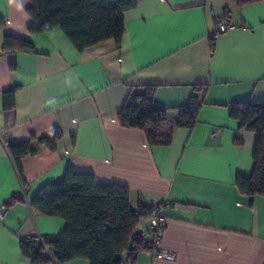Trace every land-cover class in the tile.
Segmentation results:
<instances>
[{"label":"crops","instance_id":"1","mask_svg":"<svg viewBox=\"0 0 264 264\" xmlns=\"http://www.w3.org/2000/svg\"><path fill=\"white\" fill-rule=\"evenodd\" d=\"M28 6L0 0V264H32L20 241L64 229L62 218L30 200L67 168L127 187L133 207L165 202L156 248L173 258L145 251L125 264H264V197L242 194L235 183L251 172L256 134L230 116L232 104L264 99V1L136 0L124 12L119 47L106 40L82 51L58 28L31 34ZM219 19L233 27L211 39ZM6 32L34 50L2 52ZM144 85L154 86L152 104L168 110L170 123L192 96L200 99L193 127L151 146L142 130L120 124L128 95ZM55 128L54 149L38 142ZM31 135L22 182L8 145ZM14 194L22 201L6 206Z\"/></svg>","mask_w":264,"mask_h":264},{"label":"trees","instance_id":"2","mask_svg":"<svg viewBox=\"0 0 264 264\" xmlns=\"http://www.w3.org/2000/svg\"><path fill=\"white\" fill-rule=\"evenodd\" d=\"M31 34L60 29L77 51L106 40L120 46L124 32V12L136 6V0H28ZM264 0H235L238 5ZM213 49V41L210 44ZM32 43L10 33L4 34L2 52H32ZM12 94V91L8 94ZM154 86L144 85L141 93H130L117 120L123 126L142 130L149 145H167L173 130L192 128L201 100L195 95L177 110L170 123L168 110L154 107ZM230 116L256 134L252 152V169L248 176L238 175L236 187L249 196L264 197V99L231 105ZM170 124L169 128L168 125ZM167 128V129H166ZM31 135L26 140L8 145L17 175L23 182L21 161L32 155ZM60 138L57 128L38 142L50 149ZM22 201L14 194L6 206ZM30 206L45 216L59 217L65 227L55 238L30 236L20 241L22 254L32 264H63L73 259H86L89 264H125L148 251L139 234L140 223L153 218L158 209L138 202L130 204V191L121 185L96 182L91 173H77L67 168L57 183L41 186L30 200Z\"/></svg>","mask_w":264,"mask_h":264},{"label":"built area","instance_id":"3","mask_svg":"<svg viewBox=\"0 0 264 264\" xmlns=\"http://www.w3.org/2000/svg\"><path fill=\"white\" fill-rule=\"evenodd\" d=\"M216 27L217 28H216L215 32L210 35L211 39H216L220 34L231 29L233 27V25L231 22H229L225 19H219ZM153 205L155 207H157L158 212L151 219V222L148 225L147 231L141 232L138 236L141 240H143L145 245L149 248L148 251L151 252L153 256H155L156 258L171 260L173 258L172 253L165 251V250H159L156 248V244L158 242L159 236H160V234L164 228V225H165L164 216L159 211L160 208L165 205V202L158 201Z\"/></svg>","mask_w":264,"mask_h":264}]
</instances>
